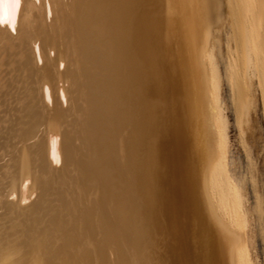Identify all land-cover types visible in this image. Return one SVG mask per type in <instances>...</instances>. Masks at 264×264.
Returning <instances> with one entry per match:
<instances>
[{"label": "bare ground", "instance_id": "obj_1", "mask_svg": "<svg viewBox=\"0 0 264 264\" xmlns=\"http://www.w3.org/2000/svg\"><path fill=\"white\" fill-rule=\"evenodd\" d=\"M45 1L0 0V246L31 231L18 264H226L249 219L220 92L238 120L264 113V0ZM27 180L26 207L4 199Z\"/></svg>", "mask_w": 264, "mask_h": 264}, {"label": "rangeland", "instance_id": "obj_2", "mask_svg": "<svg viewBox=\"0 0 264 264\" xmlns=\"http://www.w3.org/2000/svg\"><path fill=\"white\" fill-rule=\"evenodd\" d=\"M34 1L39 3L38 2L39 0H34ZM47 1L48 0L45 1L46 7L48 6V4H46V3H48ZM47 9H48V7H47ZM50 54H53V52ZM38 60L41 61L39 58H38ZM4 66H5V64H4ZM63 66H64V64H60L59 67L61 69H63ZM9 67H10L9 65H7L6 68L3 67L4 72L7 71L6 74L5 73L3 74V72L0 71V73L2 74V75L1 74L0 75L1 76L4 75V80L10 74L8 72ZM59 83H60L59 85H60L61 89H58L54 95L59 100L60 104H62V106H64V107H66L69 104L68 98H67L68 94H66V96H64L66 93L65 92L66 83H63V82H59ZM222 89L223 90H221L220 94H221V98L223 100L224 112H225V115H226V118L228 121V125H229L228 129H227V132H228V152H227L228 154L227 155L229 158V163L231 165L230 167L232 168L233 174L237 179H239V181L241 183V191L244 194L245 204H246V207L248 208V219H249L248 220L249 224L247 223L248 225L246 224L245 229H244L245 232L243 231L242 234L240 233V238L239 239H233L230 242V245L228 246L229 248L228 247L226 248L227 254H225L226 260L224 259V261L227 262L226 264H238V262H237V260H238L237 259L238 258L237 257L238 248L245 244V245H247L248 253H249V256L251 257L250 260H252L251 261L252 264H264V228H263L264 227V200L260 201L261 198L264 199V178H263V176H264L263 175L264 174V163H263L264 162V157H263L264 156V113H263V109H262V103L258 99V101H257L258 102V108L257 109L251 108L247 112L248 114L243 113L242 117H240V120H238L235 110H233V108H231L232 107V105H231V93H230V90H229L227 84L223 85ZM63 91H64V93H61ZM60 97H61L62 101L59 99ZM65 100H67V101H65ZM46 103L48 105L50 103L49 106H51V104H53V97L51 96L48 100H46ZM63 103H64V105H63ZM173 107L175 108V110H177L178 106H177V104H174ZM237 123L240 125H238ZM241 132H242V134H240ZM243 134H245V135H243ZM58 139H59V136H58ZM241 139H242V141H241ZM31 140L33 141V139H31ZM32 141L29 140V143ZM27 142L28 141H26V144H28ZM255 144H257V145H255ZM19 145H21V144H19ZM215 146L218 147L217 143L215 142V139H214L213 152L210 155H208V153L204 152V150L202 149L204 153H203V155H201V160L204 163H203V166L201 168V178L203 175L202 180L205 181V184L207 187H208V181H209L211 169L213 167V164H214V161H215L216 155H217L214 152V150L216 148ZM247 146H249V147L247 148ZM9 155L10 154L8 153L5 156L7 158L4 157V161L9 158ZM2 162L3 161H0V163H2ZM60 162H58V164H57V162H54V164L52 162L53 167H60L61 166ZM26 183L28 186V187H26V189L28 191L29 186H31V180L30 181L27 180ZM28 183H29V185H28ZM5 189L8 191L5 193L6 195L4 196V199L17 202L18 208L26 207L31 201H33L37 197V195L39 193V189H35L34 192H32L30 189L27 192V194H29L28 197L26 198L27 200L26 199L21 200V198L19 197L20 196L19 192H21V187H19L20 191L19 190H18L19 192L15 191V193L12 192L11 186H7ZM13 193L16 196L13 195ZM30 193L32 194L31 196H30ZM258 194H260V195H258ZM33 196H34V198H33ZM256 196H259V197H256ZM8 197H10V198H8ZM47 197L52 200L51 201L52 203L58 202L57 200L54 199L53 194H49ZM51 197H53V198H51ZM19 200H20V203H19ZM257 201L260 202L259 206H261L258 209H256V205L258 203ZM19 206H21V207H19ZM3 212H4V219L7 216L14 215L13 212H10V213L7 212V209L5 207H0V215ZM23 217H25L24 214H19L18 218H15V220L19 221V219H21ZM186 217L187 218L184 217V221H185V219H187L186 221L188 222V224L191 223V221H192L191 219H194V216L191 217L189 215ZM257 219H258V221H257ZM194 220H196V219H194ZM4 222H5V220H4ZM196 223L197 222L195 221L194 224H192V223L189 224L190 226H188V228H187L189 230V232H191V233H189V232L187 233V238H190L191 236H193L194 241L190 240V244H193L195 246V247H193L191 245V247L195 248L194 251L191 248V253L192 252L194 253L195 250L198 248L196 250L197 252H195L196 254L191 255V256H194L193 258H195V261L199 259L196 255L198 253H200L199 250L201 249V248H199V247H201L199 245V242H198L199 239H197L198 234L196 233L197 231H195V230H197V227H198ZM193 225H194V227H192ZM195 226H196V228H195ZM192 231L195 232L196 234H193ZM27 234L28 235H24V234L22 235V231L21 232L16 231V232L11 233V235H8V237L4 238V247L0 246V258L4 257V260L1 261L2 264H8V263L18 264L19 260L22 257L27 258V257L31 256L30 254L26 253L27 248H25V243H21L22 241H26V242L32 241V238L29 236V235H32V232L28 231ZM19 237H21V238H19ZM26 237H27V239H26ZM13 238H15V240H13ZM190 239H192V238H190ZM187 240H189V239H187ZM35 241H36V239H35ZM87 244L89 246L93 245L92 242H88ZM11 245H15V246H11ZM15 255H17V256L15 257ZM214 255L216 256L217 254L215 253ZM108 257H109L111 262L114 261L113 252H109ZM192 261H193L192 264H195L196 262H197V264H201V263L210 264V262H208L207 260H202V259L200 260V262H199V260L196 262H194V260H192Z\"/></svg>", "mask_w": 264, "mask_h": 264}]
</instances>
